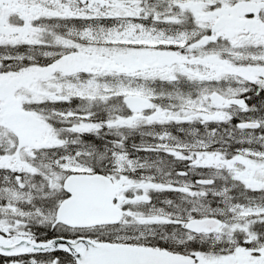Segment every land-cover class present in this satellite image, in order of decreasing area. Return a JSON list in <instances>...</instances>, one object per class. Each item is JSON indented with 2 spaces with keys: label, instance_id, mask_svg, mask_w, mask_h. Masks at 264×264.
Returning a JSON list of instances; mask_svg holds the SVG:
<instances>
[{
  "label": "snow or ice",
  "instance_id": "1",
  "mask_svg": "<svg viewBox=\"0 0 264 264\" xmlns=\"http://www.w3.org/2000/svg\"><path fill=\"white\" fill-rule=\"evenodd\" d=\"M0 264H264V0H0Z\"/></svg>",
  "mask_w": 264,
  "mask_h": 264
}]
</instances>
